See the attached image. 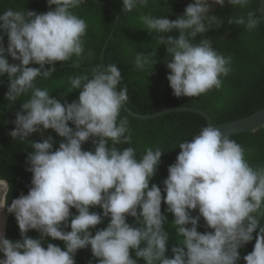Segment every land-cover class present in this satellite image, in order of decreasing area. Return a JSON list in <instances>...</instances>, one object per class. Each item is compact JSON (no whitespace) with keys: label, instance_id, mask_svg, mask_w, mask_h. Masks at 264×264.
I'll return each instance as SVG.
<instances>
[{"label":"clouds","instance_id":"1","mask_svg":"<svg viewBox=\"0 0 264 264\" xmlns=\"http://www.w3.org/2000/svg\"><path fill=\"white\" fill-rule=\"evenodd\" d=\"M85 2L47 0L50 10L46 13L12 8L0 13V77L7 74L10 82L6 99L12 104L30 93L22 111L16 113L10 135L18 142H29L33 149L26 161L32 173L27 195L22 193L9 206L10 185L0 178V209L7 207L14 214L21 235L12 241L0 233V264H76L78 250L89 246L98 264H138L140 258L145 264H236L238 250L253 240L254 233V250L244 260L246 264H264L260 219L264 217V166L250 165L241 144L211 125L191 141L180 142L181 151L168 168L163 181L166 196H162L161 187H150V180L165 152L158 146L147 147L137 158L134 147H117L131 145L132 136L129 120L120 115L128 88L116 91L122 73L115 63L107 68L98 65L91 75L69 77L68 91L81 89L78 101L72 103H62L47 88L36 86L38 78L52 76L56 62L75 56L78 59L73 67L80 68L88 24L73 9ZM151 2L122 0L123 10L128 14ZM224 3L194 0L175 20L150 14L139 17L144 29L158 34L155 40L166 46L171 57L166 66L174 96L199 97L220 90L222 77L232 71V57L216 51L210 39L194 42L198 34L219 23L217 16L209 14L212 5ZM228 3L243 9L251 0ZM260 13L249 11L230 18L228 24L255 30L264 21ZM173 30L179 31L178 38L159 35ZM6 54L20 63L10 64ZM155 63V51L136 53L133 66L151 74ZM31 64L39 68L29 67ZM48 129L64 138L59 148L53 150L51 135L40 142L27 140ZM90 138H98L93 139L94 151L82 147ZM162 200L174 216L172 227L178 237L172 258L166 255L170 237L164 228L168 220L162 213ZM96 206L102 208L103 215L90 211ZM73 208L78 214L71 213ZM197 208L214 232L198 231L200 216L191 214ZM128 216L134 217L138 226L129 224ZM103 217H109V223L93 235ZM68 227L71 231L65 230ZM30 230L38 231L39 238H30ZM47 238L61 240L64 245L48 243L45 248Z\"/></svg>","mask_w":264,"mask_h":264},{"label":"trees","instance_id":"2","mask_svg":"<svg viewBox=\"0 0 264 264\" xmlns=\"http://www.w3.org/2000/svg\"><path fill=\"white\" fill-rule=\"evenodd\" d=\"M194 0H153L148 7H137L131 13H124L116 34L105 55V64L115 63L121 70L122 80L118 85L119 90L124 86L128 88V100L126 105L135 114L142 116L155 115L168 109L176 108H196L207 112L213 118L214 125L235 122L249 118L264 109V21L258 28L248 31L243 25L228 24L232 17L246 15L253 11L259 14L261 10V0H251V3L241 9L239 6L233 7L225 0L224 5L213 4L210 8V15L218 17V24H214L212 29L204 34H198L194 42L200 39H210L213 48L225 56L232 57V71L227 77H222L223 85L220 90L213 89L199 97H176L167 79L170 70L166 63L171 57L166 50V46L160 45L156 41L157 33H150L144 29L139 17L150 14L154 17L167 16L170 20L177 19L185 11V8ZM212 0H209L211 4ZM52 9L55 5L51 6ZM12 8L27 12V10L37 13H46L50 10L47 0H0V13ZM74 13L85 19L88 24L87 33L84 37L85 52L80 59V68L73 67V57L66 62H56L55 71L48 79L38 78L36 86L47 88L53 98L61 100L62 103H72L78 101L81 89H74L71 92L69 77L74 75H91L94 68L101 64V57L106 42L111 35L112 29L118 15L123 13L122 0H86L78 8L73 9ZM0 34H3L0 30ZM164 38L179 36L178 30L170 33H162ZM8 37L4 34V46L7 48ZM89 51L92 53L88 55ZM155 51V63L153 71L142 72L133 66L136 53H151ZM10 64H19L6 54ZM29 67H37L38 64H31ZM52 65H45V68H52ZM7 74L0 77V178L6 179L10 185L7 203L10 206L12 200L19 198L23 193L28 194L32 180V173L28 171L29 165L26 163L28 154L33 151L29 142H18L13 139L10 132L14 130L16 113L22 111L24 100L30 97V93L21 96L10 103L6 99L9 88ZM121 117L129 120L132 143L119 144L118 148L134 147L137 158H139L147 147H160L165 153L161 157L156 175L150 180V187L156 184L162 189V196L165 185L163 181L168 177V168L176 162L181 149L178 144L182 141H191L198 135L203 127L208 126L206 118L190 113H176L164 116L155 120L142 121L130 117L124 108L121 109ZM69 126L75 128L69 122ZM42 127V126H41ZM53 136L55 143L53 150L59 148V144L64 138L60 137L53 130H42L31 134L27 140L40 142L47 136ZM230 139L237 141L245 149V157L253 167L264 166V129L256 132L243 133L231 136ZM90 138L82 147L84 150L94 151L95 145ZM111 146V142H109ZM162 213L167 217L168 223L164 225L165 231L169 233L168 251L166 255L173 257L172 247L178 246L177 232L172 227L173 214L166 211L167 205L162 200ZM7 210V207H6ZM103 215V210L99 206L90 209ZM73 215L78 214L75 208L71 209ZM8 214L6 238L16 241L21 239L20 229L14 214ZM192 214V213H191ZM261 226L264 227V217H261ZM109 217H103L101 224L97 225L92 233L105 228L109 223ZM127 222L133 226H138L134 217L128 216ZM191 227V225H188ZM71 231L70 227L65 229ZM198 231L205 233L199 224ZM258 232V230H257ZM39 232L30 230L28 236L38 239ZM48 243L63 247L64 242L47 238L43 242L46 248ZM256 243V233L253 240L241 247L239 259L241 264H246L244 256L254 250ZM143 246V245H142ZM135 259V251L131 252ZM3 254L0 253V258ZM76 264H98V259L93 257L91 247L78 250L75 255ZM138 264H145L140 258Z\"/></svg>","mask_w":264,"mask_h":264},{"label":"water","instance_id":"3","mask_svg":"<svg viewBox=\"0 0 264 264\" xmlns=\"http://www.w3.org/2000/svg\"><path fill=\"white\" fill-rule=\"evenodd\" d=\"M261 9H262V16H264V0H261ZM124 13H126V12L123 11V13L121 15L117 16L116 21H115V25H114L112 32H111V35L109 36V38L106 42V45L103 49L100 66H102L104 68H107V65L105 64L106 52L110 46V43L112 42V40L115 37L117 28L120 24V20H121ZM116 91L117 92L120 91L118 88V85H117ZM123 108L130 117L137 119V120H142V121L155 120V119H159V118H162L164 116H168V115H172V114H176V113H190V114L200 115V116L207 119L208 126L211 125V126L218 128L222 132V134H225L228 137L237 136V135H241L243 133H248V132H256V131H259L261 129H264V109L262 111L257 112L256 114H254L253 116H251L249 118L239 120V121H235V122L224 123V124L216 126L213 124V118L211 115H209L207 112H205L201 109H196V108L168 109L164 112L157 113L155 115H150V116H142V115L135 114L128 108V106L126 104L123 106ZM8 193H7V197H8ZM191 212L194 216H200L198 208L195 210H192ZM0 213L2 214V217H3V222L0 225V233H2L4 236H6L7 221H8V214H7L6 208L0 209ZM199 223L203 227L205 232H214V229L210 228L207 225L205 219L202 216H200ZM236 264H241L239 258L237 259Z\"/></svg>","mask_w":264,"mask_h":264},{"label":"rangeland","instance_id":"4","mask_svg":"<svg viewBox=\"0 0 264 264\" xmlns=\"http://www.w3.org/2000/svg\"><path fill=\"white\" fill-rule=\"evenodd\" d=\"M3 222V217H2V214L0 213V225L2 224Z\"/></svg>","mask_w":264,"mask_h":264}]
</instances>
